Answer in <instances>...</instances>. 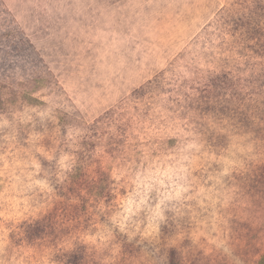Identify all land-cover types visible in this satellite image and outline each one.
<instances>
[{"label":"rangeland","instance_id":"374dc122","mask_svg":"<svg viewBox=\"0 0 264 264\" xmlns=\"http://www.w3.org/2000/svg\"><path fill=\"white\" fill-rule=\"evenodd\" d=\"M0 264H264V0H0Z\"/></svg>","mask_w":264,"mask_h":264},{"label":"trees","instance_id":"16d2710c","mask_svg":"<svg viewBox=\"0 0 264 264\" xmlns=\"http://www.w3.org/2000/svg\"><path fill=\"white\" fill-rule=\"evenodd\" d=\"M15 88H16V86H15V85H13V90H14ZM138 93H140V92L138 91V92H137V94H138Z\"/></svg>","mask_w":264,"mask_h":264}]
</instances>
